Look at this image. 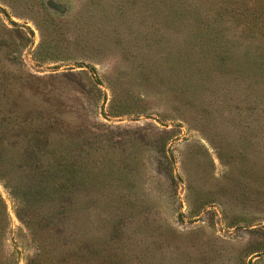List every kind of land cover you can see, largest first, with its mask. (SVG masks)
Listing matches in <instances>:
<instances>
[{
	"label": "rangeland",
	"instance_id": "1",
	"mask_svg": "<svg viewBox=\"0 0 264 264\" xmlns=\"http://www.w3.org/2000/svg\"><path fill=\"white\" fill-rule=\"evenodd\" d=\"M227 2L0 0V88L100 171L29 229L0 174V264H264V37Z\"/></svg>",
	"mask_w": 264,
	"mask_h": 264
},
{
	"label": "trees",
	"instance_id": "2",
	"mask_svg": "<svg viewBox=\"0 0 264 264\" xmlns=\"http://www.w3.org/2000/svg\"><path fill=\"white\" fill-rule=\"evenodd\" d=\"M229 2L230 9L235 11L238 18L248 21L255 32L260 27L264 37V0H228L227 3ZM4 26L2 27L10 30ZM14 30L20 29L14 27ZM0 37H2L1 29ZM28 39L29 37L25 36L23 46L27 45ZM41 45L40 43L34 52V58L38 61L46 59V55L41 53ZM2 46L5 45L0 39V51ZM31 75L25 72L27 82L32 79L28 77ZM11 90L0 88V174L17 167L25 176L26 183H22L21 180L14 181L11 177L2 178L10 186L12 193L13 191L21 193L22 205L16 204V214L29 229L33 226L29 223V204H45L44 202L52 204L56 197L74 193L76 188L80 189L76 185L77 181L86 186H97L100 171L95 168L96 164L88 159L80 162L71 159L68 155L67 139L63 136V126L59 131L60 141L58 143L55 141L53 135L56 119L50 107L36 109L23 102L26 96L32 97L41 91L28 85L22 87L18 93ZM48 105L52 106L50 102ZM60 117L63 118L64 114L62 113ZM0 203H3L2 197ZM63 208L57 207L56 210H52L53 217H57L53 218L54 226H51L56 238L65 236L63 230L65 226L59 221ZM58 243L67 250L79 252L85 248L72 244L65 237Z\"/></svg>",
	"mask_w": 264,
	"mask_h": 264
}]
</instances>
